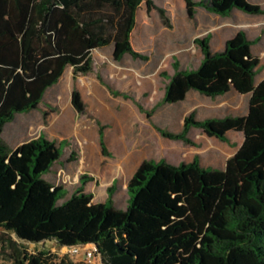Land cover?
<instances>
[{
	"label": "trees",
	"instance_id": "trees-1",
	"mask_svg": "<svg viewBox=\"0 0 264 264\" xmlns=\"http://www.w3.org/2000/svg\"><path fill=\"white\" fill-rule=\"evenodd\" d=\"M144 2L171 27L167 10L154 0H0V229L35 244L93 246L104 264H264V80L257 82L261 60L244 31L218 51L209 34L197 38L200 63L193 68L174 59L164 102L179 105L191 91L210 99L235 92L248 97L247 112L204 120L191 113L179 132L154 125L163 137L187 145H195L192 128L227 143L229 133L242 134L240 149L223 167L205 166L197 156L178 165L143 161L127 182L123 209L114 201L116 179L104 203L85 192L87 177L71 194L47 180L63 153L43 135L24 136L13 149L2 139L68 68L75 76L90 74L94 51L111 47L120 66L127 58L147 60L131 42ZM185 2L191 19L199 10L219 17L264 13L251 0ZM72 102L83 110L78 92ZM1 242L8 252L0 264H77L44 252L30 255L5 236Z\"/></svg>",
	"mask_w": 264,
	"mask_h": 264
},
{
	"label": "rangeland",
	"instance_id": "rangeland-1",
	"mask_svg": "<svg viewBox=\"0 0 264 264\" xmlns=\"http://www.w3.org/2000/svg\"><path fill=\"white\" fill-rule=\"evenodd\" d=\"M251 2L264 12V0ZM154 3L167 10L171 27L158 11L148 13L146 3L141 5L131 42L134 50L147 60L127 58L120 66L112 60L111 47L94 51L90 74L75 76L73 68H68L39 107L18 114L2 136L10 149L24 136L37 138L40 135L62 146L63 156L46 176L47 180L55 185L58 181L59 186L71 194L81 187L80 180L87 177L84 190L92 194L93 203L107 200L108 189L116 179L114 201L124 209L128 201L127 182L146 160L178 165L202 154L206 166L220 165L214 158L223 154V144L202 129H191L189 138L195 145H187L163 137L154 127L157 124L179 132L189 114L194 113L197 120H202L218 112L216 108L220 99L204 96L191 95L180 105L164 102L166 86L174 74V59L195 68L202 58L195 43L197 38H204L209 33L211 47L218 51L236 33L246 32L253 42V54L261 60L263 69L259 75L264 72V13L249 14L236 10L230 17H219L199 10L191 19L184 0H154ZM74 92L81 96V112L73 105ZM241 106L245 107L244 100ZM101 132L106 151L101 145ZM232 140L240 142L242 135H232ZM3 236L30 255L44 252L56 258L67 257L77 264L84 262L82 254L72 255L68 248L54 241L25 242L15 233L0 229V263L8 252L1 242ZM96 263L103 264L100 260Z\"/></svg>",
	"mask_w": 264,
	"mask_h": 264
},
{
	"label": "crops",
	"instance_id": "crops-1",
	"mask_svg": "<svg viewBox=\"0 0 264 264\" xmlns=\"http://www.w3.org/2000/svg\"><path fill=\"white\" fill-rule=\"evenodd\" d=\"M184 2H185V0H184ZM185 6H186V2H185ZM186 12H187V9H186ZM187 15H188V13H187ZM137 21H138V13H137ZM111 54H112V51H111ZM201 59H200V61H201ZM200 61H199V63H200ZM262 69L263 68L261 66L260 67V73H261ZM262 80H264V72L261 75H258L257 82L260 83ZM191 95H193V96L196 95V96H200V97L203 96L196 91H191L187 95V99L184 102H186ZM215 99H220L221 103L217 105L216 109L218 112L214 116H226V115H230V114L237 115V114H245L247 112L248 97H246V96L239 95V94L233 92V93H230V94H227L225 96L215 98ZM242 100L245 101V107L244 108H242V106H241ZM231 101H233V102H231ZM202 120H204V119H202ZM232 135L236 136V135H240V133H235V132L229 133L228 137H229L230 143L221 141L223 144V149H224V151H222L223 154L214 158L215 161H218L220 163V165L218 166L219 168L223 167L226 164V162L228 161V159H230L232 156H234L237 153V151L240 149V147L243 143L244 138H243L242 134H241L242 140L240 142H235V140H232ZM211 138H214V137H211ZM215 139H217V138H215ZM201 155L202 154H198L197 157L199 158L200 162L203 165H205L204 161L201 159ZM225 155H227V156H225Z\"/></svg>",
	"mask_w": 264,
	"mask_h": 264
},
{
	"label": "built area",
	"instance_id": "built-area-1",
	"mask_svg": "<svg viewBox=\"0 0 264 264\" xmlns=\"http://www.w3.org/2000/svg\"><path fill=\"white\" fill-rule=\"evenodd\" d=\"M65 248H68L70 254L72 255L82 254L84 256L85 263L97 264L96 261L98 260L102 261L100 257H96L95 249L93 246H74V247H65Z\"/></svg>",
	"mask_w": 264,
	"mask_h": 264
}]
</instances>
